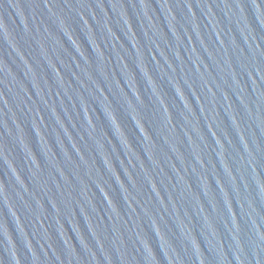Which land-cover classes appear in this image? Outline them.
I'll return each mask as SVG.
<instances>
[{
    "label": "water",
    "instance_id": "obj_1",
    "mask_svg": "<svg viewBox=\"0 0 264 264\" xmlns=\"http://www.w3.org/2000/svg\"><path fill=\"white\" fill-rule=\"evenodd\" d=\"M0 264H264V0H0Z\"/></svg>",
    "mask_w": 264,
    "mask_h": 264
}]
</instances>
